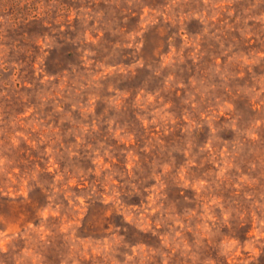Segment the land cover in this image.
Instances as JSON below:
<instances>
[{
  "label": "rangeland",
  "instance_id": "obj_1",
  "mask_svg": "<svg viewBox=\"0 0 264 264\" xmlns=\"http://www.w3.org/2000/svg\"><path fill=\"white\" fill-rule=\"evenodd\" d=\"M0 264H264V0H0Z\"/></svg>",
  "mask_w": 264,
  "mask_h": 264
}]
</instances>
